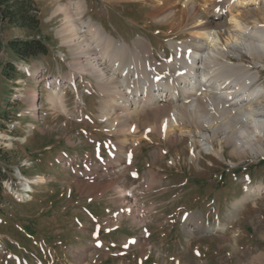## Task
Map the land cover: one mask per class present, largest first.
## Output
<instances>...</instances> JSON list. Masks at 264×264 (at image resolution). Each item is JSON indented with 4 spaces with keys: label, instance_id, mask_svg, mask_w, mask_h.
Here are the masks:
<instances>
[{
    "label": "rangeland",
    "instance_id": "374dc122",
    "mask_svg": "<svg viewBox=\"0 0 264 264\" xmlns=\"http://www.w3.org/2000/svg\"><path fill=\"white\" fill-rule=\"evenodd\" d=\"M75 1L34 0L40 23L33 36L48 47V54L28 63L18 61L7 44L29 34L7 24L0 27V166L15 188H20L16 171L33 183L26 201L8 195L0 205V264H264V259H255L264 254V191L249 195L264 184V142L261 152L233 154L225 133L246 142L253 129L243 130L244 121L221 125L214 131L213 146L214 151L224 149L222 157L195 142L198 132L210 131L189 123L182 130L174 128L177 143L156 132L149 139L140 137L154 122L157 108L145 107L128 121L117 112L109 117H120L115 126L101 119L99 102L108 96L87 75L85 56L75 66L74 49L57 35L62 23V16L54 14L57 3ZM80 1L84 22L91 21L131 50L144 43L157 63L182 59L186 46L190 48L188 31L169 32L156 23L145 1ZM234 8L250 31L257 21L264 28V0H246ZM228 11L233 9L214 16L222 29L234 27L227 24ZM241 55V61L235 54L228 56L250 67L257 75L252 88L260 90L264 56ZM6 63L17 69L13 81L1 75ZM69 68L80 71L67 84L60 76ZM59 96L65 111L59 109ZM258 98L241 107L264 113V97ZM126 125L136 127L125 141L130 165L121 156L112 166L108 162L124 139L120 129ZM149 169L151 175L146 174ZM130 171L139 176L134 179ZM38 176L43 180L34 184ZM193 216L201 220L199 227L191 224Z\"/></svg>",
    "mask_w": 264,
    "mask_h": 264
},
{
    "label": "bare ground",
    "instance_id": "6f19581e",
    "mask_svg": "<svg viewBox=\"0 0 264 264\" xmlns=\"http://www.w3.org/2000/svg\"><path fill=\"white\" fill-rule=\"evenodd\" d=\"M132 1L147 2L151 7L149 17L156 23L165 25L169 32L188 31L191 36L188 42L190 48L186 46L182 59L175 58V61L169 64L157 63L148 57L150 51L144 43H135L134 49L131 50L128 45L118 43L110 36L107 37L108 35L91 21L88 23L83 21L84 4L80 0L68 5L57 3L54 11V14L62 16L57 35L62 39V43L69 44L74 49L76 61L74 65L80 67L85 56L88 65L87 75L92 76L99 84L97 85L99 93L109 98L99 102L101 112L99 117L115 126L114 121H119L120 117L113 120H109V117L116 116L117 112H121L122 119L128 121L145 107L157 108L154 122L146 128V134L140 137L149 139L148 134L156 132L162 139L168 138L171 143H177L175 136L177 131L174 128L178 126V130H182L181 126L189 123L198 130L210 131L211 134L198 132V139L195 142H198L205 152H213L217 156H222L224 149L221 147L214 151V131L219 130L221 125L230 127L244 121L243 130L248 127L253 129L246 142L242 140L236 142L234 133V135L231 133L228 135V131L225 133L227 143L233 145L232 153L243 155L248 150L261 152L264 142V113L251 107L242 108L241 105L257 97H264V87H258L260 89L258 91L253 89L252 84L257 75L250 72V67L241 62L235 63L228 56L229 53L235 54L240 61L241 53L258 59L264 56L263 26L257 21L255 29L250 31L242 18L243 15L241 16L238 9L234 8L245 4L246 0ZM257 1L251 0V3ZM226 8L233 9V12H227L226 17L229 22L227 24L234 27L222 29L214 21V16ZM237 49L239 51L235 52ZM77 71H80V68H69V72L60 78L67 84L72 83ZM74 94L77 96L79 92L75 90L73 96ZM32 97L35 99L37 94L34 92ZM57 104L59 109L65 111L63 96L58 97ZM31 106L33 104L30 108ZM160 114L165 115L158 122ZM216 123L219 124L218 127ZM134 128L136 127L128 128L126 125L120 129L124 139L118 142L115 147L116 154L108 164L117 165L119 158L123 156L124 160L127 159L125 163L130 165L131 157L129 154L126 155L125 141L126 135L135 134ZM185 133L189 132L181 131V135ZM138 142L134 144L138 145ZM131 171L130 176L136 179L139 175L136 171ZM146 174L151 175L152 169ZM42 180L43 178L38 176L34 179V184ZM30 183L32 182L29 180L24 181L25 189L31 188ZM262 191L264 184H257L249 195ZM118 193H122L119 188ZM191 224L199 227L201 220L193 216ZM255 259L260 263V260L264 259V254H258Z\"/></svg>",
    "mask_w": 264,
    "mask_h": 264
},
{
    "label": "trees",
    "instance_id": "16d2710c",
    "mask_svg": "<svg viewBox=\"0 0 264 264\" xmlns=\"http://www.w3.org/2000/svg\"><path fill=\"white\" fill-rule=\"evenodd\" d=\"M39 23V10L34 0H0V27L7 24L29 34L28 37L14 38L8 41V48L18 61L28 63L32 58L47 56L48 47L39 38L33 36L39 28ZM2 47L0 39V52ZM16 74L17 69L12 63H6L1 68V75L9 81L15 80ZM1 155L2 150H0V161ZM5 176V172L0 166V205L4 198L1 183Z\"/></svg>",
    "mask_w": 264,
    "mask_h": 264
},
{
    "label": "snow or ice",
    "instance_id": "6c2138e0",
    "mask_svg": "<svg viewBox=\"0 0 264 264\" xmlns=\"http://www.w3.org/2000/svg\"><path fill=\"white\" fill-rule=\"evenodd\" d=\"M189 54H190V52H189Z\"/></svg>",
    "mask_w": 264,
    "mask_h": 264
}]
</instances>
